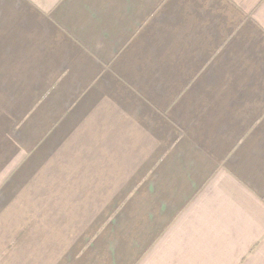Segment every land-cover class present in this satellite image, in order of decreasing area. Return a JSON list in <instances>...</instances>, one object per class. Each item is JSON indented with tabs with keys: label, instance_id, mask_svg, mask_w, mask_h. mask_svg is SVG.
<instances>
[{
	"label": "crops",
	"instance_id": "1",
	"mask_svg": "<svg viewBox=\"0 0 264 264\" xmlns=\"http://www.w3.org/2000/svg\"><path fill=\"white\" fill-rule=\"evenodd\" d=\"M0 264H264V0H0Z\"/></svg>",
	"mask_w": 264,
	"mask_h": 264
}]
</instances>
